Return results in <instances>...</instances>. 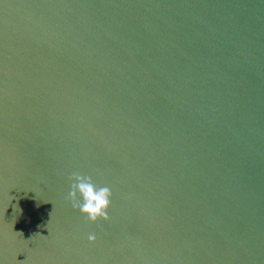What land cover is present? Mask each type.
I'll use <instances>...</instances> for the list:
<instances>
[{
    "label": "water",
    "instance_id": "obj_1",
    "mask_svg": "<svg viewBox=\"0 0 264 264\" xmlns=\"http://www.w3.org/2000/svg\"><path fill=\"white\" fill-rule=\"evenodd\" d=\"M0 264H264V0H0Z\"/></svg>",
    "mask_w": 264,
    "mask_h": 264
}]
</instances>
